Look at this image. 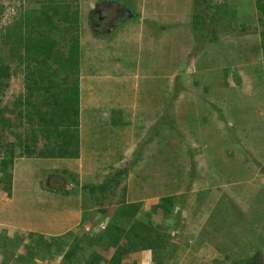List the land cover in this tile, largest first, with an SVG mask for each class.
Listing matches in <instances>:
<instances>
[{"label": "crops", "instance_id": "0c3cea01", "mask_svg": "<svg viewBox=\"0 0 264 264\" xmlns=\"http://www.w3.org/2000/svg\"><path fill=\"white\" fill-rule=\"evenodd\" d=\"M90 1L95 2L94 7L100 2L111 3L112 11L125 7L129 16L120 23L116 21L111 31L107 26L109 20L103 24L106 30L94 31L87 7ZM236 1L243 10L239 22H256V0ZM196 2L79 0L67 5H44L47 13L57 11L62 19L68 18L70 25L65 36L73 33V38H77L79 156H60L55 141H49L50 145L42 135L36 138L37 147L29 141L24 145L23 156L15 157L10 167V193L0 197L2 225L12 236L34 235L52 241L83 225L91 226L93 198L88 195L89 189L125 170L120 184L125 197L119 206L155 209L164 199H178L169 211L175 213V208L180 209L181 218L177 223L173 218L167 222L177 224L173 228L179 233L172 240L177 257H198V261L205 257H230L223 250L227 248L220 246L221 242L231 240L224 225L232 223L235 217L242 218L249 212L252 215L259 205L255 202L256 194L264 195V134L260 135L264 130V43L258 35L228 41L227 36L221 37L219 33L214 44H204L203 36L189 29L193 13H201L195 9ZM209 2L213 7L225 3ZM149 22L160 30H150ZM236 42L250 50V61H236L232 73L235 79H224L228 68L221 53L209 60L207 51ZM69 43L60 50L67 49ZM237 56L233 54L234 58ZM230 92H246L249 99L258 95L260 101L256 103L263 125L252 124L248 121H252L250 116L242 117L234 111L230 112L231 121L224 106ZM158 129H162V137L161 131L153 133ZM229 129L237 130L231 139L227 135ZM170 131L180 156V174H173L177 165L172 170L175 161L168 149ZM151 135L157 144L147 142ZM33 137L30 133L25 136L28 140ZM33 151L41 156H33ZM49 172L54 175L47 181L45 175ZM149 173L163 187L145 193V185L138 187L137 183ZM261 223L253 222L257 235L264 234ZM242 233L237 235L235 231L232 235H237L233 239L240 236V245L232 242L231 251L239 261L248 263L254 248L246 244ZM141 254L143 261L151 262L156 257L153 247L130 256L139 260ZM168 256L171 259L167 264H179L170 253Z\"/></svg>", "mask_w": 264, "mask_h": 264}, {"label": "rangeland", "instance_id": "374dc122", "mask_svg": "<svg viewBox=\"0 0 264 264\" xmlns=\"http://www.w3.org/2000/svg\"><path fill=\"white\" fill-rule=\"evenodd\" d=\"M39 1L43 2L41 5L62 3L61 0H53V3L47 2L51 0ZM97 1L99 0H96V2ZM209 1L211 0H198V2H196L195 9L201 10V13H193V16L191 17L192 21L190 22L192 24L189 26V29L194 31L195 35H199L201 38L203 36L205 41L211 42H213L216 37H219V33H221V37L227 36L228 41H231L232 38L258 35L264 43V13L259 9V5L263 6L264 0H256L258 13L256 22L253 21L252 23L239 22V14L243 10L239 8L236 0H224L225 3L215 7L212 5L210 6ZM241 1L242 0H239V3ZM94 4V1L87 3V7L90 11L94 9ZM248 4L249 3L245 4V12L249 10ZM0 6L4 9V14L0 20V69L5 68L8 75L7 78H4L0 70V197H4V194H9L10 190L8 181L10 179V167L12 161L20 154L23 156L24 145L28 141L29 143H34L36 138L38 139L40 137L35 133L34 137L30 140L25 138V136L30 133L29 130L31 129V126L33 127L34 125L33 128L36 130L38 123L41 122V120H44L36 117L38 116L37 112H43L41 115L51 117L56 111L57 105H60L62 102L61 99L50 97V94L34 92L36 84L32 83L34 76L31 74L29 78L32 77V82H29L27 85L23 67L24 64L21 63V57L18 55V53H23L21 55L26 57L27 54L26 52L24 54L23 48L25 44L19 46V48L21 47V50H19L16 45L17 41H15V44L13 45H10L11 42L10 44L5 45V36L10 34L7 29L14 24L19 26V34L24 38V43L33 37L32 30L35 20L32 12L39 8V4L37 5L34 0H0ZM56 12L57 11H52V13H50L55 28L52 30L51 28L46 27L47 29L45 28L41 32H45L46 35L50 36L53 44H55L57 48H60L66 42H71V39H74V34L71 33L69 36H65L67 34L66 28L70 25V20L68 18L62 19L63 16L61 17V13ZM103 12V16H106L107 20L110 19V23L118 21L120 15H115V11H107V9H104ZM149 23L152 25L149 27L150 30L154 32L156 31L155 33L160 30V28H156L157 26L151 24V22ZM106 27L104 30H106ZM63 31L65 32L64 34ZM115 32L117 33V31ZM76 36H78L77 33H75V37ZM219 53H221V56L223 57L222 61L225 67L228 68L224 71L225 73H223L224 79H235L232 73H235L233 67H235L236 61L246 58L249 62V56L251 55L250 50L246 45L239 46L238 42H236L233 44L230 43L229 45H223L219 49L216 47L215 51H207V55L210 58L209 60H213L214 57H219ZM234 53L238 54L236 58L233 57ZM146 65L147 64L144 65V68ZM58 69L59 71L56 73V77L52 79L54 83L53 86H57V81L63 83L62 80L67 74L69 75V72L64 66L59 67ZM72 81L73 77L70 78V85ZM254 89L256 91L258 90V88ZM45 96L48 97L46 98L47 101L42 103ZM226 96L227 100L224 106L228 118H230L231 121L232 117L230 112L234 111L236 112V115L242 117L250 116L252 121H248L252 124H261L258 111L260 108L257 105L260 101L258 95L257 98L254 97V99H249L250 95L246 92H230L229 94H226ZM44 104L45 106H41ZM243 114L245 116H243ZM31 121H33L32 124H27ZM35 122H38L36 123V126L33 124ZM236 128L238 127L236 126ZM157 131L162 132V129L153 131V133L155 134ZM261 133L264 134V130L260 131V135H263ZM162 134L163 132L161 133V137ZM227 135H229V138L231 139L237 135V130L229 129ZM163 138H166V136L163 135ZM262 138H264V136ZM167 139L170 142L168 148L170 150L169 153L172 154L175 161L172 165V170H174L175 166L178 164L180 156L177 151V145L173 138L172 131L167 135ZM146 140L147 142H152L155 140V136H148ZM39 142H42V140H39ZM153 142L157 144L155 141ZM171 144L173 146H171ZM32 145L35 146V144ZM57 148L60 150L58 154L62 153L64 150L60 147ZM172 149L175 150V153L172 152ZM51 152L55 151L52 150ZM38 154L40 155V153L37 152V156ZM182 171L183 169L181 167L179 168L177 165V170L173 171V174H180ZM53 175L54 173L49 172V174L45 175V179L49 181ZM113 175L114 174L105 178V181H118V177L115 175V178ZM152 175L153 173L147 174L146 177H143V179L137 183L138 187H141L140 185H145L148 189L147 191H144L145 193L152 191L155 192L156 189H161L163 187L160 184L159 179ZM122 180L124 179L122 178ZM178 183L183 184V181H179ZM97 188L98 187L89 189V193L86 192L93 198V207L90 214V221H93V224L91 226L83 225L73 233L57 240L48 241L39 239L34 235H21L19 237H17V235L12 236L10 230L7 229V226L2 225L4 221L0 218V264H138V261L139 264L141 262L143 264H167L171 259L168 258L169 253L170 256L173 257L172 259L177 260L179 264L185 262H189V264H238L240 258H236L237 255L234 256L231 251V243L235 242V244L238 245V239L240 236L236 239L233 238H235L238 233L242 232L243 237L248 241L246 244L253 247L254 250L250 251L252 256L249 260L247 259V261H249L248 263L242 261H239V263L264 264V234L257 235L259 232L255 225L256 223L263 221L261 225L264 226V195L261 193L256 194L255 202L259 205L252 215L249 212L242 218L235 217L232 223L230 222L229 224L224 225L229 233L228 237H230L231 240L224 243L221 242L220 246L227 248L223 250L225 253L229 254L230 257H205L201 261H198V257L183 258L181 254H179V258L177 257V254H175V251H173V244H175V241L172 240L175 239L174 237L177 236L179 232L173 228L174 226L177 227V224L170 225V221L168 220L173 218L175 223H177V220H180L181 218L180 209L175 208V210L177 209L175 211L176 214L169 211V208H174L173 205L177 204V198L170 197L169 201L162 200L155 209H146L145 206H143L144 209L142 210L141 207L137 215L132 218V210L127 208L129 206H119L120 202H124V186L113 187L111 192L105 194L96 190ZM143 196L147 195L143 194ZM100 206L103 208H99ZM157 214L158 216H156ZM253 222L255 224H253ZM156 224L161 225V227L156 226ZM142 225L143 229L140 228ZM235 228L240 229L241 232H238ZM158 230L159 232L156 233ZM235 231L237 235L232 237ZM161 239H163L165 243L163 250L160 252L157 251L159 250V247L156 246V244L158 245V240L160 241ZM113 240L119 241V244L113 245ZM135 244L137 245V249H134ZM148 247L155 248L156 252V257L152 258L151 262L147 259L143 261L144 258L142 254L139 260H135L134 257H131L134 253L143 252V249L147 250ZM172 251L175 255L171 253ZM69 254L71 255L69 256Z\"/></svg>", "mask_w": 264, "mask_h": 264}, {"label": "trees", "instance_id": "16d2710c", "mask_svg": "<svg viewBox=\"0 0 264 264\" xmlns=\"http://www.w3.org/2000/svg\"><path fill=\"white\" fill-rule=\"evenodd\" d=\"M37 5L39 4L40 11L35 9L32 12L34 15V27L32 30L33 37L28 39L24 43V38L19 34L20 28L18 25L14 24L12 27H9L7 31L10 34L5 36V45L11 44L13 45L16 42V45L23 46L24 54L26 52V57L22 56L23 53H18L21 57V63H23L25 78L27 81V85L29 82H32L31 78H29L30 74L34 76L33 82L36 84L34 87V92L38 93H47L50 94V97L54 99H61L60 105H57L56 111L53 113V116L47 117L45 115H41L43 112H37V118L44 119L41 122H35L36 130L31 126L30 134L33 136L36 134L42 135L45 138L47 143H51L49 141H55L58 147L63 148V152L59 154L62 157L68 156L71 158H77L79 156V112H80V104H79V67H78V58H77V38L74 39L72 42L69 43L67 49L60 50L64 48L63 46L57 48L50 36L46 35L45 32H41L43 29L51 28L52 30L55 28V24L53 22L52 16L50 13L45 11L44 5H41L43 2L39 0H34ZM64 5L70 3H77L78 0H61ZM48 3H53V0L47 1ZM57 4V3H55ZM259 9L261 12L264 13V2L263 6L259 5ZM3 7L0 6V20L4 14ZM46 28V29H47ZM77 37V36H76ZM11 38V39H10ZM213 40V39H212ZM215 40V39H214ZM211 41H204V44L210 45L214 44ZM21 43V44H20ZM67 50V51H65ZM18 51V50H17ZM65 67L69 72L65 78L62 80L63 83L56 82L57 86H53V78L56 77V73L59 71V67ZM4 78H7L8 75L6 73V69H0ZM32 70V71H30ZM33 73V74H32ZM73 77V81L70 85V78ZM37 78V79H36ZM48 98L47 96L44 97L42 103L46 102ZM28 106V104L26 103ZM41 106H45L41 105ZM33 121L28 122L27 124H32ZM33 128V129H32ZM39 141V140H38ZM37 141V142H38ZM39 143V142H38ZM34 144H36L34 142ZM37 145V144H36ZM35 145V147H36ZM33 146V145H32ZM33 148V147H31ZM35 150V149H34ZM29 153H32V150H29ZM52 154H55L53 152ZM33 156H37V151H33ZM31 155V156H32ZM38 156H41L38 154ZM125 170H120L114 173L113 177H118V181L108 180L101 186H99L96 190L101 191L103 194L107 193L108 191H112L113 187H119L122 178L125 174ZM115 177V178H116ZM9 189L11 187V181L9 179ZM92 189V188H91ZM10 193V190H9ZM165 201H169V199H164ZM126 206V205H123ZM176 206V205H173ZM132 210L131 217L133 218L139 212L141 206L140 205H130L129 207ZM157 208V207H156ZM168 208V207H167ZM130 210V211H131ZM168 212V209H167ZM143 229V225L140 227ZM159 230L156 232L158 233ZM112 241V240H111ZM110 241V242H111ZM114 241V240H113ZM140 241V239H139ZM164 241L161 239L158 240V246L161 250L164 248ZM114 245H118L119 241L112 242ZM134 249H137V245H134ZM71 254H69L70 256ZM67 255V257L69 258ZM65 257V258H67Z\"/></svg>", "mask_w": 264, "mask_h": 264}, {"label": "flooded vegetation", "instance_id": "af4514ba", "mask_svg": "<svg viewBox=\"0 0 264 264\" xmlns=\"http://www.w3.org/2000/svg\"><path fill=\"white\" fill-rule=\"evenodd\" d=\"M98 6V8H97ZM110 7L111 6V3H108V2H100L99 4H97L94 9H92L91 11V16H90V19H91V28L94 30V31H100L101 29L104 30L103 28V24L105 23V21L107 20L106 16H103V10L104 9H107V11L110 10ZM125 7H121L120 9L116 10L115 11V15H120L119 18H118V21L119 23L123 21V19L127 18L129 16V13L128 12H125ZM97 10V12L95 13L94 11ZM112 11V10H111ZM111 13V12H110ZM112 17V16H111ZM110 20V19H108ZM117 23V24H119ZM109 30L112 29L114 26V23H110L109 22ZM111 31V30H110Z\"/></svg>", "mask_w": 264, "mask_h": 264}, {"label": "water", "instance_id": "95a60500", "mask_svg": "<svg viewBox=\"0 0 264 264\" xmlns=\"http://www.w3.org/2000/svg\"><path fill=\"white\" fill-rule=\"evenodd\" d=\"M97 8H98V6H97ZM94 12L96 13V12H97V10H95ZM125 12H128V13H129V11H128L127 9H125Z\"/></svg>", "mask_w": 264, "mask_h": 264}]
</instances>
